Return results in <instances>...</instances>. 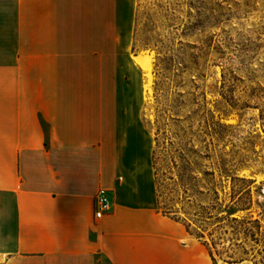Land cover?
I'll list each match as a JSON object with an SVG mask.
<instances>
[{
  "label": "crops",
  "instance_id": "1",
  "mask_svg": "<svg viewBox=\"0 0 264 264\" xmlns=\"http://www.w3.org/2000/svg\"><path fill=\"white\" fill-rule=\"evenodd\" d=\"M134 0H0L4 264H205L156 210L129 112ZM139 132V135L137 134ZM109 210L94 217V197ZM203 258V259H202Z\"/></svg>",
  "mask_w": 264,
  "mask_h": 264
},
{
  "label": "rangeland",
  "instance_id": "2",
  "mask_svg": "<svg viewBox=\"0 0 264 264\" xmlns=\"http://www.w3.org/2000/svg\"><path fill=\"white\" fill-rule=\"evenodd\" d=\"M141 51L126 104L157 212L205 264H264V0H134Z\"/></svg>",
  "mask_w": 264,
  "mask_h": 264
},
{
  "label": "built area",
  "instance_id": "3",
  "mask_svg": "<svg viewBox=\"0 0 264 264\" xmlns=\"http://www.w3.org/2000/svg\"><path fill=\"white\" fill-rule=\"evenodd\" d=\"M94 217L99 218L109 210V199L105 189H99L94 197Z\"/></svg>",
  "mask_w": 264,
  "mask_h": 264
},
{
  "label": "bare ground",
  "instance_id": "4",
  "mask_svg": "<svg viewBox=\"0 0 264 264\" xmlns=\"http://www.w3.org/2000/svg\"><path fill=\"white\" fill-rule=\"evenodd\" d=\"M146 56L133 57V60L145 71L150 68L149 62L145 60Z\"/></svg>",
  "mask_w": 264,
  "mask_h": 264
},
{
  "label": "trees",
  "instance_id": "5",
  "mask_svg": "<svg viewBox=\"0 0 264 264\" xmlns=\"http://www.w3.org/2000/svg\"><path fill=\"white\" fill-rule=\"evenodd\" d=\"M151 162L153 163V156H151Z\"/></svg>",
  "mask_w": 264,
  "mask_h": 264
}]
</instances>
